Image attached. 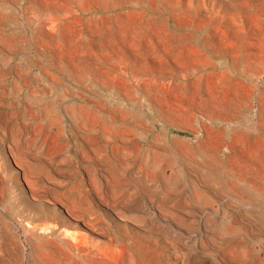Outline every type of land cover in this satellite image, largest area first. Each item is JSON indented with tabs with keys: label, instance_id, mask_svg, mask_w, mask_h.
<instances>
[{
	"label": "rangeland",
	"instance_id": "1",
	"mask_svg": "<svg viewBox=\"0 0 264 264\" xmlns=\"http://www.w3.org/2000/svg\"><path fill=\"white\" fill-rule=\"evenodd\" d=\"M0 31L33 106L0 104V264H264V0H0Z\"/></svg>",
	"mask_w": 264,
	"mask_h": 264
},
{
	"label": "bare ground",
	"instance_id": "2",
	"mask_svg": "<svg viewBox=\"0 0 264 264\" xmlns=\"http://www.w3.org/2000/svg\"><path fill=\"white\" fill-rule=\"evenodd\" d=\"M35 10V9H34ZM6 16V15H5ZM15 18V17H14ZM8 19V18H7ZM31 21V20H30ZM9 27V26H7ZM7 30V29H5ZM4 31V30H2ZM1 32V31H0ZM16 32V31H15ZM4 34V33H3ZM15 34H18V33H15ZM20 35V34H19ZM6 36V35H4ZM11 36V35H10ZM9 36V38H10ZM3 37V36H2ZM8 38V37H7ZM3 39H6V38H3ZM12 39V38H11ZM19 39V38H18ZM174 39V38H173ZM178 39V38H176ZM14 40V38H13ZM15 41V40H14ZM18 41V40H16ZM21 41V40H20ZM24 42V41H23ZM176 43V42H175ZM183 43V42H182ZM173 44V43H172ZM206 44V43H205ZM29 45V44H28ZM176 45V44H175ZM24 46V45H23ZM15 47L18 49V50H22V45H20L19 41L18 43L16 42V45ZM26 47V46H25ZM20 52V51H19ZM21 53V52H20ZM29 55V54H28ZM16 57V56H14ZM32 57V56H31ZM34 59V58H33ZM36 59V58H35ZM51 61H53L52 59H49ZM31 59L28 58V56H25L23 57V59L21 61H19L17 64L13 65V69L9 71V74L13 71H15V74L17 77H19L20 79L22 77H28L29 79H27V82H29V84L31 85V90L30 91H26L25 93V96H27V99H29V97L32 95V93L35 94L36 91L40 90V84L43 82V78H49L47 73L43 72V70L39 71L38 73H32L31 70H29V65L31 63ZM37 61H40L37 59ZM17 62V61H16ZM15 63V62H14ZM51 63V62H50ZM39 65V64H38ZM41 65V64H40ZM52 65V63H51ZM34 66V64H33ZM32 67V66H31ZM54 67V66H53ZM36 68V67H35ZM51 68V67H50ZM67 68V67H66ZM57 69V68H56ZM61 69V68H60ZM59 69V70H60ZM66 70V69H65ZM77 69H75L76 71ZM4 71V70H3ZM2 70L0 71V104L3 105L4 107H9L11 110L6 112L8 117L10 118H13L14 119V125L17 126L18 128L20 127H26L27 128V113H29L30 111L28 109H31L33 106L31 104H29L28 100H23V95L21 97H19V100L18 101H13L10 100L9 98L11 96H13V93L11 92V89H9L7 87V84L10 81V77L7 76V73L8 72H3ZM48 71V70H46ZM62 71V70H61ZM79 71V70H78ZM70 72V71H69ZM44 73V74H43ZM68 73V72H67ZM92 73V72H91ZM51 74V73H50ZM78 74V73H77ZM80 72H79V76H80ZM84 74V72L82 73ZM133 75H136L134 73H132ZM13 75H14V72H13ZM70 75H73V74H70ZM69 75V76H70ZM132 75V76H133ZM139 75V74H138ZM137 75V76H138ZM85 77V75H84ZM15 78V77H14ZM51 78V77H50ZM49 78V79H50ZM75 78V77H74ZM98 78V77H97ZM136 78V77H135ZM142 78V77H141ZM24 79V78H23ZM52 79V78H51ZM73 79V78H72ZM85 79V78H84ZM83 79V80H84ZM60 80V79H59ZM74 80V79H73ZM135 80V79H134ZM17 81V80H16ZM22 81V80H21ZM45 81V80H44ZM56 81V79H55ZM58 81V80H57ZM82 81V80H81ZM52 82V81H51ZM62 82V81H61ZM78 82V81H77ZM85 82V81H84ZM20 84V83H19ZM24 85V84H23ZM29 85V86H30ZM55 85V84H54ZM105 86V85H104ZM107 88V87H106ZM112 88V87H110ZM14 89V88H13ZM19 89V88H18ZM24 89L23 88V92H24ZM105 90V89H104ZM103 90V91H104ZM116 90V89H115ZM13 91V90H12ZM17 91V90H16ZM19 91V90H18ZM93 91V90H92ZM95 91V90H94ZM14 92V91H13ZM22 92V91H21ZM114 92V91H113ZM99 93V92H98ZM107 93V92H106ZM110 93H111V90H110ZM43 95V94H42ZM41 95V96H42ZM99 95V94H98ZM18 96V95H17ZM16 96V97H17ZM20 96V95H19ZM42 98V97H40ZM39 98V99H40ZM104 98V97H103ZM34 100V98H32ZM38 102V101H37ZM41 102V101H40ZM88 102V101H87ZM39 103V102H38ZM86 103V102H85ZM135 103V102H134ZM33 104V102H32ZM43 104V103H42ZM121 106V104H120ZM116 108H118V106H115ZM122 108H124L123 106H121ZM39 109V107H38ZM47 109V108H46ZM101 109V108H100ZM7 111V109H5ZM28 110V111H27ZM107 108L104 107L103 109V112H107ZM120 110V109H119ZM32 111V110H31ZM129 111V110H127ZM125 112V111H124ZM133 112V111H132ZM43 113V112H42ZM136 113V112H135ZM107 114V113H106ZM138 114V113H136ZM102 115V114H101ZM129 115V114H128ZM131 115V114H130ZM134 115V114H133ZM113 118V116H111ZM135 117V116H134ZM261 117V116H260ZM129 119V118H128ZM2 120V119H1ZM117 121V120H116ZM22 124V126H21ZM85 125V124H84ZM93 126V125H92ZM75 129H78L77 126H74ZM29 129V128H27ZM103 131V130H101ZM100 130H90L88 132L89 136L93 139L94 141V147H95V155L96 157L98 156H103V158L106 160V161H113L112 159V156L110 154H107V145L110 143V141H117V140H110L108 138L105 137L104 135V131L101 132ZM112 145V144H111ZM106 152V153H105ZM115 157V156H114ZM97 159V158H96ZM100 159V158H99ZM65 172V171H64ZM114 173V172H113ZM115 174V173H114ZM206 178L204 180V183L202 184L201 188L203 187L204 188V191L205 192H215L216 195L218 196H222L225 192H227V187L225 186V181L224 183L222 182L221 180V174L219 175V173L216 171L214 172L213 170H209V172L206 173ZM235 174V173H234ZM233 174V175H234ZM240 178V177H239ZM215 184H218L217 186H215ZM13 189V188H12ZM11 191V190H10ZM14 192V191H13ZM88 201V200H87ZM86 201V202H87ZM89 202V201H88ZM87 202V203H88ZM10 204L14 207V208H18L19 206L22 205V207L24 209H29L31 207V204L26 200L25 197L23 196H19L17 197V199L15 200H11L10 201ZM80 208H82L84 210V213H83V216L84 218L86 219V221H91L89 218H87L86 216L88 214H93V211L92 208L90 206H80ZM28 211V210H27ZM35 222V221H34ZM67 243V242H66ZM45 246V244H44ZM66 246V245H65ZM72 249V248H71Z\"/></svg>",
	"mask_w": 264,
	"mask_h": 264
}]
</instances>
